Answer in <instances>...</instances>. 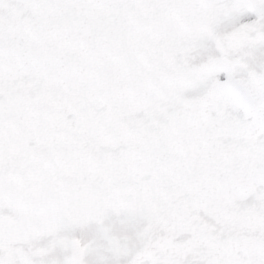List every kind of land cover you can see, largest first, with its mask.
Listing matches in <instances>:
<instances>
[{
    "label": "snow or ice",
    "instance_id": "6c2138e0",
    "mask_svg": "<svg viewBox=\"0 0 264 264\" xmlns=\"http://www.w3.org/2000/svg\"><path fill=\"white\" fill-rule=\"evenodd\" d=\"M0 264H264V0H0Z\"/></svg>",
    "mask_w": 264,
    "mask_h": 264
}]
</instances>
